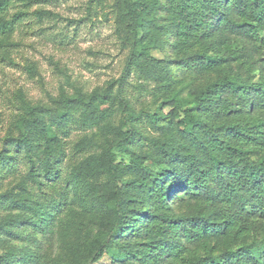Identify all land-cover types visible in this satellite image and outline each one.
<instances>
[{"label":"trees","instance_id":"trees-1","mask_svg":"<svg viewBox=\"0 0 264 264\" xmlns=\"http://www.w3.org/2000/svg\"><path fill=\"white\" fill-rule=\"evenodd\" d=\"M13 1L0 0L2 57L26 14L9 17ZM113 10L119 78L52 104L12 99L0 264H264V0ZM72 126L85 133L68 146Z\"/></svg>","mask_w":264,"mask_h":264},{"label":"rangeland","instance_id":"rangeland-1","mask_svg":"<svg viewBox=\"0 0 264 264\" xmlns=\"http://www.w3.org/2000/svg\"><path fill=\"white\" fill-rule=\"evenodd\" d=\"M24 5L17 0L11 5L9 17L20 8L26 9V14L16 23L8 55L0 56L2 135L14 118L12 99L18 89L32 101L47 104L63 89L71 92L73 85L87 92L103 89L121 76L128 54L118 33L113 0H38ZM38 10L42 16L36 14ZM131 79L132 84L137 83L135 77ZM129 89L134 98L152 97L134 86ZM84 133L81 127L72 126L65 141L70 146ZM19 165L24 172L25 164Z\"/></svg>","mask_w":264,"mask_h":264}]
</instances>
